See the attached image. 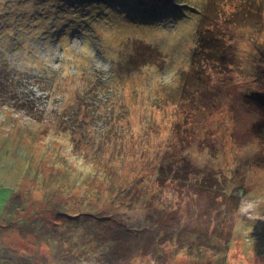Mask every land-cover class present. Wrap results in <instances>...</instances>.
Instances as JSON below:
<instances>
[{
	"label": "rangeland",
	"instance_id": "obj_1",
	"mask_svg": "<svg viewBox=\"0 0 264 264\" xmlns=\"http://www.w3.org/2000/svg\"><path fill=\"white\" fill-rule=\"evenodd\" d=\"M1 65L0 264H264V0H0Z\"/></svg>",
	"mask_w": 264,
	"mask_h": 264
},
{
	"label": "trees",
	"instance_id": "obj_2",
	"mask_svg": "<svg viewBox=\"0 0 264 264\" xmlns=\"http://www.w3.org/2000/svg\"><path fill=\"white\" fill-rule=\"evenodd\" d=\"M10 79L12 80V84L10 82ZM16 80L13 79V70H7L5 71V67L2 65L0 66V96L1 99L4 101L5 99H8L7 102L14 104L16 108L25 107L27 102L31 101V104H28V109L30 107L31 111L33 110L35 99H28V100H22V98L19 96V85L16 86ZM21 81V80H19ZM20 84V82H19ZM6 102V103H7ZM27 106V105H26ZM40 118V115H37L35 113L32 114V118ZM262 126V124H260Z\"/></svg>",
	"mask_w": 264,
	"mask_h": 264
}]
</instances>
